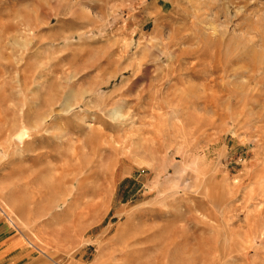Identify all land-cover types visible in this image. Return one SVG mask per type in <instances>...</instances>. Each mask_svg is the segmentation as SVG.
Here are the masks:
<instances>
[{"label":"rangeland","instance_id":"1","mask_svg":"<svg viewBox=\"0 0 264 264\" xmlns=\"http://www.w3.org/2000/svg\"><path fill=\"white\" fill-rule=\"evenodd\" d=\"M0 210L84 264H264V0H0Z\"/></svg>","mask_w":264,"mask_h":264},{"label":"crops","instance_id":"2","mask_svg":"<svg viewBox=\"0 0 264 264\" xmlns=\"http://www.w3.org/2000/svg\"><path fill=\"white\" fill-rule=\"evenodd\" d=\"M51 219L47 220L44 225V232H36L39 234V239L43 244H37L32 239V232L25 234L20 228L9 222L0 210V264H84L82 256L79 258L68 260L63 254V240L69 238L65 233L63 235V220H60V225L53 229ZM71 237L77 235L73 233ZM175 240V239H174ZM177 241V240H175ZM173 245H178L177 242H172ZM172 247L171 249L152 248L144 245L140 248H130L126 250L127 256L125 263L136 264V260L132 258L138 252L139 264H195L181 263L180 256L184 255L181 248ZM54 246V248H53ZM159 250V251H158ZM204 255H206L204 253ZM165 257H171L170 259ZM204 258L203 264H210V255ZM96 257L94 260H98Z\"/></svg>","mask_w":264,"mask_h":264},{"label":"built area","instance_id":"3","mask_svg":"<svg viewBox=\"0 0 264 264\" xmlns=\"http://www.w3.org/2000/svg\"><path fill=\"white\" fill-rule=\"evenodd\" d=\"M9 222H10V220H9ZM13 224V223H12Z\"/></svg>","mask_w":264,"mask_h":264}]
</instances>
